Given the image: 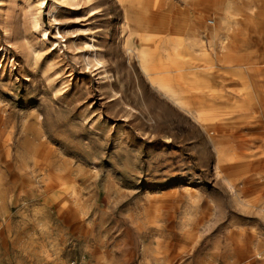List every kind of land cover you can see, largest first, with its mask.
Masks as SVG:
<instances>
[{"label":"rangeland","instance_id":"rangeland-1","mask_svg":"<svg viewBox=\"0 0 264 264\" xmlns=\"http://www.w3.org/2000/svg\"><path fill=\"white\" fill-rule=\"evenodd\" d=\"M117 2L44 0L39 9L36 0H0L4 133L23 140L35 128L45 172L72 186L47 191L38 178L22 191L5 171L0 264H264V251L245 257L250 240L264 250V102L254 100L253 122H232L251 108L210 121V143L121 47ZM100 48L108 79L88 63ZM208 73L198 70L208 84L198 78L195 92L222 85L232 94L236 78ZM215 103L222 115L234 102ZM15 152L18 164L29 151ZM216 162L225 165L218 177Z\"/></svg>","mask_w":264,"mask_h":264},{"label":"bare ground","instance_id":"bare-ground-1","mask_svg":"<svg viewBox=\"0 0 264 264\" xmlns=\"http://www.w3.org/2000/svg\"><path fill=\"white\" fill-rule=\"evenodd\" d=\"M117 1L121 8V47L136 60L141 74L153 90L191 118L207 134L210 143H215L214 134L208 133L210 121L220 123L225 115H230L234 110L250 108L252 110L242 115L241 121L232 122H243L250 118L249 121L253 122V118L259 115L254 100L264 102V0ZM36 2L41 9L44 0ZM52 19L55 21L57 17ZM34 21L36 27H42L39 14L34 16ZM43 33L49 36L46 28H43ZM58 35L64 37L60 30ZM88 59L89 64H100L105 78H110L103 48L96 50V55ZM200 68L208 74L215 72L236 78L235 84L230 87L232 94L222 85L215 93L209 90L195 92L199 79L208 84V81L200 78ZM223 98L234 102L229 105L230 109L222 115L212 113L216 107L215 101ZM6 119L0 106V196L3 194L1 186L6 179L5 171L12 173L13 183L19 184L22 191L34 190L35 179L38 178L47 191L71 189L72 186L67 183L69 179L64 175L45 172L51 163L49 156L34 143L33 134L36 135L37 130L25 127L24 139L15 140L12 134L4 133L7 129ZM28 130H32V136ZM15 148L29 151L23 162L18 164L15 161ZM224 168L225 165L216 162L213 174L218 177ZM20 172L22 174H18ZM31 176L32 183L27 180ZM257 213L264 222V206L259 207ZM249 244L254 249L245 257H261L264 251L261 249L262 242L253 243L250 240ZM234 248H241L239 242L235 243Z\"/></svg>","mask_w":264,"mask_h":264}]
</instances>
